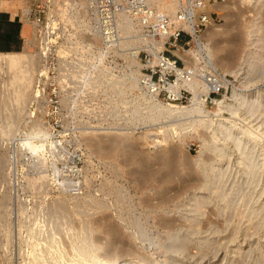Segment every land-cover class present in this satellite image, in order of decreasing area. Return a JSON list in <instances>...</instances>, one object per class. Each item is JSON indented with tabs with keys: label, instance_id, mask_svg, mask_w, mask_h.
<instances>
[{
	"label": "rangeland",
	"instance_id": "obj_1",
	"mask_svg": "<svg viewBox=\"0 0 264 264\" xmlns=\"http://www.w3.org/2000/svg\"><path fill=\"white\" fill-rule=\"evenodd\" d=\"M218 2L201 42L230 85L215 103L197 90L202 114L192 94L178 113L140 98L134 54L128 73L100 50L94 75L60 80L31 35L0 53V264H264V0Z\"/></svg>",
	"mask_w": 264,
	"mask_h": 264
},
{
	"label": "built area",
	"instance_id": "obj_2",
	"mask_svg": "<svg viewBox=\"0 0 264 264\" xmlns=\"http://www.w3.org/2000/svg\"><path fill=\"white\" fill-rule=\"evenodd\" d=\"M22 1L25 5L19 8V17L31 25L40 68L49 79L94 75L95 59L102 50L125 73L131 68L126 57L134 54L139 63L135 93L140 98L183 104L198 78L205 85L200 90L205 104L215 103V96L229 88L228 77L213 64L199 39L214 22L207 5L222 0H176L174 13L160 12L152 0ZM190 49L196 53L192 68L173 52Z\"/></svg>",
	"mask_w": 264,
	"mask_h": 264
},
{
	"label": "bare ground",
	"instance_id": "obj_3",
	"mask_svg": "<svg viewBox=\"0 0 264 264\" xmlns=\"http://www.w3.org/2000/svg\"><path fill=\"white\" fill-rule=\"evenodd\" d=\"M152 2H153V1H152ZM157 2H159V1H157ZM217 2H218V1H217ZM217 2H214V3H217ZM153 3H154V2H153ZM175 3H176V1H175ZM218 3H219V2H218ZM162 4H163V8H164V7H167V8L169 7V5L166 6V4L163 3V2H162ZM171 5H172V4H171ZM171 5H170V6H171ZM169 8H170V7H169ZM175 8H176V6H175ZM175 8H174V11H175ZM8 9H9L8 5H7L3 0H0V13L7 12ZM164 10H165V9H164ZM168 11H169V10H168ZM174 11L172 12V11L170 10L171 13H174ZM170 12H167V13H170ZM165 13H166V12H165ZM213 23H214V22H211L210 24H208L207 27L205 28V30H206L210 25H212ZM205 30H204V31H205ZM204 31H203V33H204ZM203 33L201 34V36L203 35ZM201 36H200V38H199L200 41H201ZM202 38H203V37H202ZM203 39H204V38H203ZM201 43H202V42H201ZM202 45H203V44H202ZM237 45H238V44H237ZM157 48H162V46H161V45H157ZM190 50H191V49H190ZM190 50H185V51H186V53L188 52V54H189V53L191 54V51H190ZM209 50H210V49H209ZM177 51H179V50H177ZM177 51H174V50H173V52H174L177 56H179L180 58H182V60L184 59V62H185V66H186V67H188V68H192V67L195 66L194 64H192V63H193V60L190 59V58H192V57H189L187 54H185V55H181V54H180L179 52H177ZM207 54H208V53H207ZM209 54H210V53H209ZM226 56H227V55H226ZM226 56L224 55L223 57L225 58ZM195 58H196V57H195ZM192 59H193V58H192ZM259 59H260V58H259ZM15 61H16V60H15ZM191 61H192V63L189 64ZM222 61H223V60H222ZM224 61L227 62L228 60L225 59ZM227 63H228V62H227ZM252 64H253V63H252ZM131 72H132V71H131ZM131 74H132V73H131ZM133 75H134V74H133ZM133 75H132V76H133ZM133 77H134V76H133ZM259 77H260V76H259ZM130 78H132V77L130 76ZM136 79H137V78H136ZM24 81H26V80H24ZM131 81H133V80H131ZM133 83H135V79H134V82H133ZM135 85H136V83H135ZM133 86H134V85H133ZM134 87H135V86H134ZM201 88L204 89V88H205V85H204L203 80L200 79V78H198L197 80H195V82H193V83L190 85V91H192V95H193V97L190 98L191 101H190V104H189V105H190L194 110H196V112L202 114V112H200L202 107L199 108V105H198L199 102H197V100H198L199 97H198V95H196V92H198L197 90H199V89H201ZM203 89H201V90H203ZM31 92H32V91H31ZM10 94H11V93H10ZM30 95H31V94H30ZM237 95H238V94H237ZM196 96L198 97L197 100H196ZM10 97H11V96H10ZM139 99H140V98H139ZM150 100H151L153 103H156V104H157V102H158V103H161V104L163 103V102H161V101H157V100H153V99H150ZM198 101H200V100H198ZM163 104H166V105L169 104V105H170V106L167 105L168 107H162V108L165 109L166 111H170V112H177V113H178V112H180V111H182V110H185V108H187V106L185 107V106H183V105H182V106L172 105L171 102H169V103H163ZM202 104H203V102H202ZM159 105H160V104H159ZM166 105H165V106H166ZM153 106H154V105H153ZM163 106H164V105H163ZM201 106H202V105H201ZM228 106H229V105H228ZM240 106H241V105H240ZM159 108H160V107H159ZM189 108H190V107H189ZM223 108H224V107H223ZM258 108H259V106H258ZM244 109H245V108H244ZM42 110H43V109H42ZM160 110H161V109H160ZM160 110H159V111H160ZM188 110H189V109H188ZM228 110H229V109H228ZM237 110H238V109H237ZM247 110H248V109H247ZM253 110H254V109H252V111H253ZM255 110H256V109H255ZM159 111H158V112H159ZM166 111H165V112H166ZM192 111H193V110H192ZM238 111H239V110H238ZM238 111H237V112H238ZM250 111H251V110H250ZM220 112H221V111H220ZM230 112L234 113L233 111H230ZM244 112H245V111H244ZM159 113H161V111H160ZM184 113H185V112H184ZM198 113H197V114H198ZM235 113H236V112H235ZM248 113H249V112H248ZM254 113H255V112H254ZM169 114H170V113H169ZM174 114H175V113H174ZM181 114H182V113H181ZM185 114H186V113H185ZM201 114H200V115H201ZM251 114H252V113H251ZM172 115H173V113H172ZM206 115H207V114H206ZM253 115H254V114H253ZM161 116H162V115H161ZM240 116H241V115H240ZM245 116H247V114H246ZM163 117H164V116H163ZM200 117H201V116H200ZM200 117H199V118H200ZM202 117H203V116H202ZM202 117H201V119H202ZM205 117H206V116H205ZM205 117H203V120H204ZM170 118H171V117H170ZM197 118H198V117H197ZM242 118H244V117H242ZM180 119H181V118H180ZM180 119H179V120H180ZM201 119H199V120L201 121ZM215 119H216V118H215ZM251 119H252V117H251ZM188 120H189V118H188ZM206 120H207V119H206ZM243 120H244V119H243ZM245 120H246V119H245ZM248 120H249V118H247V121H248ZM240 121H241V120H240ZM249 121H250V120H249ZM174 122H175V120H174ZM206 122H207V121H206ZM260 122H261V121H260ZM219 123H220V122H219ZM176 124H177V123H176ZM170 125H171V123H170ZM206 125H207V124H206ZM232 125H233V124H232ZM199 126H200V125H199ZM221 126H222V125H221ZM229 126H230V125H229ZM210 127H211V126H210ZM218 127H219V126H218ZM257 127H258V126H257ZM208 128H209V126H208ZM261 128H262V127H261ZM196 129H197V128H196ZM248 129H249V128H248ZM164 130H165V129H164ZM207 130H208V129H207ZM226 130H227V129H226ZM226 130H225V131H226ZM229 130L234 131V130H237V129H233V128L230 127ZM229 130H228V133H229ZM251 130H253V129L251 128ZM167 131H168V130H167ZM231 131H230V132H231ZM165 132H166V131H165ZM234 132H236V131H234ZM237 132H238V130H237ZM237 132H236V133H237ZM242 132H243V131H242ZM244 132H245V131H244ZM254 132H257V131H253V135H254ZM44 133H45V132H44ZM222 133H223V132H222ZM236 133L234 134L235 136H236ZM245 133H247V132H245ZM248 133H249V132H248ZM261 133H262V132H261ZM261 133H260V134H261ZM263 133H264V132H263ZM164 134H165V133H164ZM164 134H163V135H164ZM231 134H232V132H231L230 134H228V135H231ZM241 134H242V133H241ZM241 134H240V135H241ZM251 134H252V133H251ZM255 134H257V133H255ZM222 135H223V134H222ZM225 135H227V133H226ZM225 135H224V137H226V139H229L230 136H225ZM234 135H233V136H234ZM243 135H244V137H245V136H247L248 134H247V135L243 134ZM12 136H13V135H12ZM166 136H167V134H166ZM211 136H212V135H211ZM254 136H255V135H254ZM221 137H222V136H221ZM241 137H242V136H241ZM241 137H240V138H241ZM212 138H213V137H212ZM222 138H223V137H222ZM231 138H232V136H231ZM231 138H230L229 140H231ZM233 138H234L235 140L238 139V137H236L237 139H236L235 137H233ZM253 138H256V137H253ZM138 139H139V138H138ZM164 139H165V138H164ZM224 139H225V138H224ZM242 139H243V138H242ZM246 139H248V138H246ZM111 140H112V143H113V147L119 149V147L121 146V144H122L126 139H117V138L112 137ZM136 140H137V139H136ZM248 140H249V139H248ZM237 141H240V139L237 140ZM206 142H207V141H206ZM229 142H230V141H229ZM231 142H232V140H231ZM253 142H254V141H253ZM25 143H27V142L25 141ZM207 143H208V142H207ZM234 143H235V141H234ZM239 143H240V142H239ZM239 143H237V145H236L235 148H234V145H233V147L231 148V150H232V154L242 146V145L239 144ZM33 144H34V143H33ZM160 145H161V144H160ZM228 145H229V144H228ZM239 145H240V147H239ZM245 145H246V143H245ZM28 146H29V144H28ZM28 146H27V147H28ZM175 146H176V145H175ZM29 147H31V146H29ZM102 147H103L102 145H99V148L102 149ZM224 147H225V146H224ZM176 148H177V146H176ZM229 148H230V147H229ZM250 148H251V147H250ZM38 149H39V148H38ZM172 149H173V148H172ZM177 149H178V148H177ZM177 149H176V150H177ZM213 149H215V148H213ZM217 149H218V148H217ZM227 149H228V148H227ZM244 149H245V147H244ZM173 150H174V149H173ZM224 150H225V148H219V149H218L219 154H220V155H219L220 157L223 156V155H221V154L226 153V152H224ZM249 150H250V149H249ZM37 151H38V150H37ZM171 151H172V150H171ZM218 151L216 150V152H218ZM225 151H226V150H225ZM252 151H253V148H252ZM252 151H251V152H252ZM255 151H256V150H255ZM173 152H175V151H173ZM173 152H172V153H173ZM242 152H243V155H245V154H244L245 151H242ZM263 152H264V151H263ZM172 153H171V154H172ZM230 153H231V152H230ZM245 153H246V152H245ZM261 153H262V152H261ZM261 153H260V154H261ZM232 154H231V155H232ZM249 154H250V153H249ZM251 154H252V153H251ZM224 155H225V154H224ZM239 155H240V154H239ZM246 155H248V153H246ZM246 155H245L244 157H246ZM253 155H254V153H253ZM261 155L263 156V157H262V161H263V160H264V153H262ZM133 157H134V155H133V152H132V153L129 154V158H133ZM247 157H248V156H247ZM250 157H251V156H250ZM173 158H174V157H173ZM222 158H223V157H222ZM224 158H225V157H224ZM239 158H240V157H239ZM241 158H243V157H241ZM230 159H231V158H230ZM256 159H257V158H256ZM172 160H173V159H172ZM172 160H170V161H172ZM238 160H240V159H238ZM241 160H242V159H241ZM243 160H248V159H245V158H244ZM143 161H144V160H143ZM145 162H146V161H145ZM239 162H240V161H239ZM239 162H238V163H239ZM242 162H243V161H242ZM242 162H241V163H242ZM245 162H246V161H245ZM241 163H239V164H241ZM243 163H244V162H243ZM256 163H259V162L256 161ZM256 163H255V164H256ZM252 164H253V161L251 162V168H252ZM162 165H163V162H162ZM227 166H228V165H227ZM240 166H241V165H240ZM244 166H245V163H244ZM246 166H247V163H246ZM248 166H249V165H248ZM253 166H254V164H253ZM225 167H226V166H225ZM241 167H243V165H242ZM232 168H233V167H232ZM245 168H246V167H245ZM249 168H250V167H249ZM251 168H250V169H251ZM257 169H258V168H257ZM228 170H229V167H228ZM251 172H252V171H251ZM254 172H255V171H254ZM260 172H261V170H260ZM247 173H248V172H247ZM257 173H258V171H257ZM253 174H254V173H253ZM224 175H225V174H224ZM250 175H251V173H250ZM255 175H256V174H255ZM260 175H261V174H260ZM218 176H219V175H218ZM245 176H246V175H245ZM245 176H244V177H245ZM219 177H220V176H219ZM219 177H218V178H219ZM253 177H254V176H253ZM256 177H257V176H256ZM37 178H38V177H37ZM228 178H229V177H228ZM220 180H221V179H220ZM220 180H219V182H220ZM255 180H256V179H255ZM217 182H218V181H217ZM244 182H245V181H244ZM259 182H260V181H259ZM256 183H257V181H256ZM254 184H255V183H254ZM222 185H224V184H222ZM263 185H264V184H263ZM179 186H180V185H179ZM225 186H226V185H225ZM241 187H242V186H241ZM244 187H245V186H244ZM246 188H247V187H246ZM254 188H255V187H254ZM263 188H264V187H263ZM231 189H232V188H231ZM254 190H255V189H254ZM262 191H264V190H262ZM246 192H247V191H246ZM251 192H252V191H251ZM226 193H227V192H226ZM262 193H263V192H262ZM221 194H222V192H221ZM241 194H242V193H241ZM216 195H218V193H217ZM241 196H242V195H241ZM241 196H240V197H241ZM249 196H250V194H249ZM259 196H260V195H259ZM194 197H195V196H194ZM224 197H225V196H224ZM197 198H198V197H197ZM251 198H252V197H251ZM259 198H260V197H259ZM204 199H205V198H204ZM187 200H188V199H187ZM207 202H208V201H207ZM250 202H251V200H250ZM204 203H206V202H204ZM202 204H203V203H202ZM208 204H209V203H208ZM226 205H227V204H226ZM235 205H236V204H235ZM254 205H255V204H254ZM260 205H261V204H260ZM246 206H247V205H246ZM257 206H258V205H257ZM263 206H264V205H263ZM238 207H239V206H238ZM241 207H242V206H241ZM241 207H240V208H241ZM248 207H249V205H248ZM254 208H255V207H254ZM237 209H239V208H237ZM208 210H209V209H208ZM259 210H260V209H259ZM222 211H223V210H222ZM240 211H241V209H240ZM245 211H246V210H245ZM243 213H245V212H243ZM243 213H242V214H243ZM246 213H247V212H246ZM249 213H250V212H249ZM249 213H248V214H249ZM257 213H258V212H257ZM248 214H247V215H248ZM250 214H251V213H250ZM250 214H249V215H250ZM197 215H198V214H197ZM201 215H202V214H201ZM244 215H245V214H244ZM244 215H242V218H243ZM249 215H248V219H249ZM250 216H251V215H250ZM231 217H232V216H231ZM246 217H247V216H246ZM242 218H241V219H242ZM250 218H251V217H250ZM230 219H231V218H230ZM248 219H247L246 221H250V219H249V220H248ZM191 220H192V219H191ZM253 220H254V219H253ZM255 220H256V219H255ZM255 220H254V221H255ZM234 221H235V220H234ZM240 221H241V220H240ZM240 221H239V223H240ZM257 221H259V220H257ZM190 222H191V221H190ZM218 223H219V222H218ZM239 223H238V224H239ZM242 223H243V221H242ZM248 223L250 224V222H248ZM256 223H257V222H256ZM231 224H232V223H231ZM261 224H262V223H261ZM217 225H218V224H217ZM251 225H252V224H251ZM251 225H250V226H251ZM262 225H263V224H262ZM187 227H188V226H187ZM237 227H238V226H237ZM258 227H259V226H258ZM262 227H263V226H262ZM262 227H261V229H262ZM194 228H195V227H194ZM245 228H246V227H245ZM195 230H196V229H195ZM254 230H255V229H254ZM193 231H194V230H193ZM258 232H259V231H258ZM191 233H192V232H191ZM197 233H198V232H197ZM255 233H256V232H255ZM235 234H236V233H235ZM231 237H232V236H231ZM186 238H187V237H185V239H186ZM229 238H230V237H229ZM236 238H237V237H236ZM57 241H58V240H57ZM74 243H75V242H74ZM177 244H178V243H177ZM74 245H75V244H74ZM90 245H91V244H90ZM171 245H172V244H171ZM181 245H182V244H181ZM57 246H58V245H57ZM177 246H178V245H177ZM177 246H176V247H177ZM179 246H180V245H179ZM206 246H207V245H206ZM77 247H78V246H77ZM182 247H183V245H182ZM186 247H187V246H186ZM224 247H225V246H224ZM75 248H76V246H75ZM90 248H91V247H90ZM174 248H175V247H174ZM177 248H178V251H179L180 248H179V247H177ZM177 248H176L175 250H177ZM237 248H238V247H237ZM237 248H235V249H237ZM77 249H78V248H77ZM171 249H172V247H171ZM182 249H183V248H182ZM184 249H185V248H184ZM191 250H192V249H191ZM204 250H205V249H204ZM60 251H61V250H60ZM76 251H77V250H76ZM182 251H184V250H182ZM62 252H63V251H62ZM78 252H79V251H78ZM87 252H88V251H87ZM95 252H96V251H95ZM117 252H118V251H116L115 253H117ZM179 252H180V251H179ZM235 252H236V251H235ZM235 252H234V253H235ZM237 252H238V250H237ZM177 253H178V252H177ZM80 254H82V252H81ZM85 254H86V252H85ZM73 255H74V254H73ZM82 255H83V254H82ZM82 255H81L82 258H80V259H83L84 255H83V256H82ZM89 255H90V254H89ZM65 256H66V255H65ZM74 256H75V255H74ZM76 256H77V255H76ZM67 257H68V256H67ZM77 257H78V256H77ZM79 257H80V256H79ZM114 257H116V255H115ZM185 257H186V255H185ZM192 257H194V256H192ZM223 257H224V256H223ZM65 258H66V257H65ZM92 258L94 259V261H95V263H96V260H95L96 258H94V256H93ZM75 259H76V258H75ZM85 259H86V258H85ZM85 259H83V260H85ZM170 259H171V258H170ZM77 260H78V261H81V260H79V258H77ZM83 260H82V264H83V262H84ZM91 260H92V259H91ZM98 260H99V262H97V264H108V263H109V262H106V261H104V260H102V259H101V260L98 259ZM223 260H224V258H223ZM70 261H71V260H70ZM86 261H87V260H86ZM147 261H148V260H146V261L143 260V263H146ZM169 261H170V260H169ZM48 263H49V262H48ZM87 263H89V262H87ZM95 263H94V264H95ZM113 263H114V262H113ZM122 263L124 264V262H122ZM122 263H121V264H122ZM229 263H231V262H229ZM54 264H56V263H54ZM85 264H86V263H85ZM136 264H137V262H136ZM157 264H159V263H157ZM161 264H163V263H161ZM219 264H220V263H219ZM221 264H222V262H221ZM231 264H232V263H231Z\"/></svg>",
	"mask_w": 264,
	"mask_h": 264
},
{
	"label": "crops",
	"instance_id": "obj_4",
	"mask_svg": "<svg viewBox=\"0 0 264 264\" xmlns=\"http://www.w3.org/2000/svg\"><path fill=\"white\" fill-rule=\"evenodd\" d=\"M9 7L7 12L0 13V53L19 51L24 47L32 33L28 22L19 17L20 0H3ZM31 38V37H30Z\"/></svg>",
	"mask_w": 264,
	"mask_h": 264
}]
</instances>
